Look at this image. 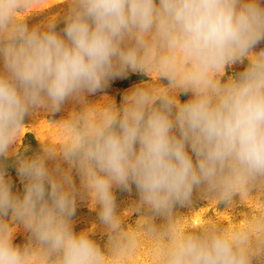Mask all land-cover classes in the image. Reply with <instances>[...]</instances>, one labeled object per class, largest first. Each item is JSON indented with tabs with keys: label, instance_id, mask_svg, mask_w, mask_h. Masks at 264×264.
<instances>
[{
	"label": "clouds",
	"instance_id": "1",
	"mask_svg": "<svg viewBox=\"0 0 264 264\" xmlns=\"http://www.w3.org/2000/svg\"><path fill=\"white\" fill-rule=\"evenodd\" d=\"M32 0H0V156L19 140L22 121L35 107L49 111L69 97L95 92L127 70L157 74L167 85L147 84L111 102L89 105L59 122L65 159L78 165L82 182L110 232L108 253L70 223L71 176L54 175L45 160L21 159L27 181L14 195L0 170V264H107L136 251V230L122 227L113 185L134 182L151 216L137 230L155 241L157 264H252L264 251V216L233 230L214 221L181 231L176 203L203 187L216 202L264 191V7L258 0H70L64 35L50 21L29 29ZM247 59L245 71L222 82L226 66ZM191 93L181 103L177 96ZM189 149L195 156V163ZM9 212L35 244H13Z\"/></svg>",
	"mask_w": 264,
	"mask_h": 264
},
{
	"label": "rangeland",
	"instance_id": "2",
	"mask_svg": "<svg viewBox=\"0 0 264 264\" xmlns=\"http://www.w3.org/2000/svg\"><path fill=\"white\" fill-rule=\"evenodd\" d=\"M44 1V2H42ZM50 3V5L48 4ZM53 4H52V3ZM264 7V0H258ZM48 5V6H46ZM70 8V0H32L31 5L25 9L23 15L29 29L33 27L46 26L50 21L55 23V31L64 35L66 27L65 17ZM264 50V39L259 41L253 48L254 52ZM247 59L237 61L226 66L222 82L229 78H235L239 73L246 70ZM3 69V58L0 57V70ZM151 77L143 71L127 70L124 74L110 78L108 82L95 92H85L82 98L69 97L58 109L49 111L46 107L33 108L27 113L22 121L23 127L20 137L15 142L6 156H0V170L5 173V179L11 184L14 195L23 196L26 180L18 174L21 159H33L44 156L48 146H56L57 152L54 156L45 160L46 167L54 175L67 173L71 176L72 190L74 193V210L70 216V223L75 234L86 232L105 254L108 253L110 232L100 217L101 206L94 203L90 190L82 182V175L78 165L70 163L60 152L68 136L59 123L69 119L73 114L81 112L85 106L103 105L111 102L117 109L122 108L124 97L138 87L147 84L167 85L166 79L156 80L157 74L150 73ZM192 98L191 93H180L177 99L187 102ZM195 163V156L189 149ZM112 194L115 201L116 213L122 218V227L137 231V247L133 255L126 256L123 261L117 262L108 259L107 264H157L154 255L155 241L137 230L141 223L139 219L151 216L157 227L166 224L163 216L153 213L140 202L139 190L134 182L129 183L128 188L113 185ZM173 215L177 218L176 224L181 231L197 229L209 221L219 223L229 233L234 229L250 228L254 232L258 230L256 224L260 216H264V191L258 187L253 188L250 194H235L231 202L212 200V194L203 187L194 188L190 198L184 203H176L173 206ZM9 225L15 228L13 244L24 248L29 243L35 244V239L30 231L26 230L18 220H13L11 213L4 217ZM32 264H43L42 261L33 259ZM252 264H264V251L257 253Z\"/></svg>",
	"mask_w": 264,
	"mask_h": 264
},
{
	"label": "bare ground",
	"instance_id": "3",
	"mask_svg": "<svg viewBox=\"0 0 264 264\" xmlns=\"http://www.w3.org/2000/svg\"><path fill=\"white\" fill-rule=\"evenodd\" d=\"M42 2H44V1H42ZM52 3V2H51ZM48 4L50 5V3L48 2ZM53 4V3H52ZM46 6H48V5H46Z\"/></svg>",
	"mask_w": 264,
	"mask_h": 264
}]
</instances>
